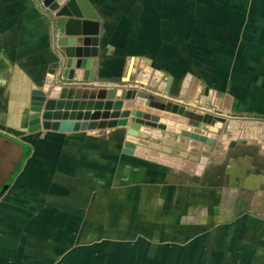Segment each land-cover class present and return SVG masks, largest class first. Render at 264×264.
I'll return each mask as SVG.
<instances>
[{"label": "crops", "instance_id": "crops-1", "mask_svg": "<svg viewBox=\"0 0 264 264\" xmlns=\"http://www.w3.org/2000/svg\"><path fill=\"white\" fill-rule=\"evenodd\" d=\"M88 1L101 17L84 46L93 83L225 122L185 113L217 144L182 169L123 153L127 127L29 132L33 87L55 85L67 48L41 2L0 0V141L21 149L0 148V264H264V14L228 15L227 0Z\"/></svg>", "mask_w": 264, "mask_h": 264}, {"label": "water", "instance_id": "water-1", "mask_svg": "<svg viewBox=\"0 0 264 264\" xmlns=\"http://www.w3.org/2000/svg\"><path fill=\"white\" fill-rule=\"evenodd\" d=\"M38 1L47 10L44 13L50 31L60 38L58 45L67 49L63 50L64 55L58 54L60 73L55 85L48 90L38 85L33 87L29 132L127 127L123 153L176 169H182L183 164L197 166L196 162L202 161L199 157L202 143L216 146L217 140L190 125L185 113H199L203 115V123L209 125L225 122L224 118L168 98L158 105L135 104L137 97L149 98L138 87L93 83L97 62L89 61L85 47L98 42L90 36L99 34L101 17L93 12L88 0ZM78 38H83L82 45ZM67 55L69 58L63 61ZM91 110L94 112L90 113ZM162 119L170 120L173 125L161 122ZM163 137L165 141H161ZM256 203H261V199Z\"/></svg>", "mask_w": 264, "mask_h": 264}, {"label": "rangeland", "instance_id": "rangeland-1", "mask_svg": "<svg viewBox=\"0 0 264 264\" xmlns=\"http://www.w3.org/2000/svg\"><path fill=\"white\" fill-rule=\"evenodd\" d=\"M246 2H248V4H246ZM226 3L228 4L226 7L230 8L228 9L229 10L228 15L233 16L234 13L237 15L240 12V9L242 10V12H244L245 10L246 13L250 12V13L259 14V15L264 14V4H262L264 3V0H227ZM1 141H0V148H3V149L6 148L10 150V153L8 154H11V153L15 154L17 151V158L19 159L21 149L17 147L16 145H14L13 143L1 144V143H4L3 141L2 142Z\"/></svg>", "mask_w": 264, "mask_h": 264}, {"label": "trees", "instance_id": "trees-1", "mask_svg": "<svg viewBox=\"0 0 264 264\" xmlns=\"http://www.w3.org/2000/svg\"><path fill=\"white\" fill-rule=\"evenodd\" d=\"M191 42V38H184V42H183V46L181 47V49L183 50V52H185V50L191 46L190 44ZM193 47V46H192Z\"/></svg>", "mask_w": 264, "mask_h": 264}]
</instances>
